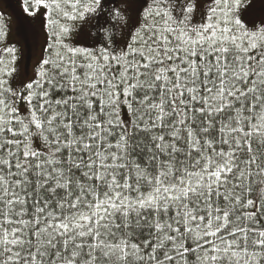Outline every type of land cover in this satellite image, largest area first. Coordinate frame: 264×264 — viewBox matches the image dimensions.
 <instances>
[{
	"label": "snow or ice",
	"instance_id": "snow-or-ice-1",
	"mask_svg": "<svg viewBox=\"0 0 264 264\" xmlns=\"http://www.w3.org/2000/svg\"><path fill=\"white\" fill-rule=\"evenodd\" d=\"M0 11V264H264V0Z\"/></svg>",
	"mask_w": 264,
	"mask_h": 264
},
{
	"label": "rangeland",
	"instance_id": "rangeland-1",
	"mask_svg": "<svg viewBox=\"0 0 264 264\" xmlns=\"http://www.w3.org/2000/svg\"><path fill=\"white\" fill-rule=\"evenodd\" d=\"M5 7H6V1L0 0V9L3 10L5 9ZM13 8L14 6L11 5L9 6V8H6L3 12H5L6 18H11V38L18 39L19 38V23H18L17 17L19 13L16 12V10Z\"/></svg>",
	"mask_w": 264,
	"mask_h": 264
},
{
	"label": "trees",
	"instance_id": "trees-1",
	"mask_svg": "<svg viewBox=\"0 0 264 264\" xmlns=\"http://www.w3.org/2000/svg\"><path fill=\"white\" fill-rule=\"evenodd\" d=\"M4 1H6V7H5V9H6V8H9V6L13 5V6H14L13 9H15L16 12H18V9H17V0H4ZM11 8H12V7H11ZM5 9H3V10L0 9V11L3 12ZM3 13H4V15H5V12H3ZM11 16H12V15H11ZM5 17H6V15H5Z\"/></svg>",
	"mask_w": 264,
	"mask_h": 264
}]
</instances>
